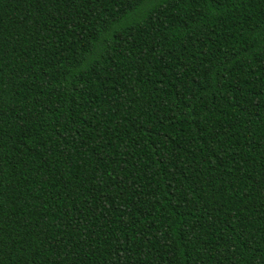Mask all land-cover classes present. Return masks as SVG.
Instances as JSON below:
<instances>
[{
	"label": "trees",
	"instance_id": "1",
	"mask_svg": "<svg viewBox=\"0 0 264 264\" xmlns=\"http://www.w3.org/2000/svg\"><path fill=\"white\" fill-rule=\"evenodd\" d=\"M0 264H264V0H0Z\"/></svg>",
	"mask_w": 264,
	"mask_h": 264
}]
</instances>
